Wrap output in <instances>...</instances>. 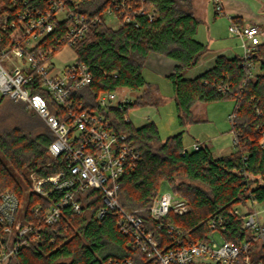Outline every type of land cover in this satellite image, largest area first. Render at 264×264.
<instances>
[{"label":"trees","instance_id":"16d2710c","mask_svg":"<svg viewBox=\"0 0 264 264\" xmlns=\"http://www.w3.org/2000/svg\"><path fill=\"white\" fill-rule=\"evenodd\" d=\"M147 2L156 10L153 20L140 17L138 26L96 24L74 47L77 61L88 64L93 75L92 82L75 95L94 108L97 95L102 91L130 89L140 92L127 107L112 112L117 128L127 132L142 153L135 168L127 170L120 180L118 196L124 208H146L166 187L189 206L188 213H170L167 218L189 241L206 239L211 232L210 219L220 215L226 225L224 238L239 244L245 230L242 221L232 213L233 207L246 202L252 195L258 201H264V186L258 184L259 178L264 180V147L260 144L264 132V43L259 44L250 56L256 65L252 77L247 76L248 68L242 56L219 55L212 67L188 78L186 72L195 67L208 50L207 44L196 38L200 22L194 12L193 0ZM27 3L30 7H41L45 6L46 0H27ZM109 4L111 0H83L75 9L88 15L101 14ZM0 6L15 10L23 4L11 6L10 0H0ZM233 19L243 24L238 17ZM151 53L178 62L169 79L182 125L191 117L192 108L198 101L236 100V120L232 125L238 138L235 151L215 155L208 145L202 144L200 149L183 154L182 132L162 140L154 121L135 127L131 121L124 120L130 108L159 102L144 75ZM30 87L33 93L44 95L54 111L59 110L36 81ZM225 87L228 90L224 91ZM33 127L41 128L35 133L19 125L0 130V200L6 189L20 200L24 199L34 171L48 176L61 168L60 161L46 165L48 148L55 137L47 122L40 124L37 121ZM101 195L99 189L84 192L81 214L65 210L58 222L48 224L44 221L43 211L35 218L31 207L40 201L48 206L58 195H52L46 202L30 194L27 212L39 233L9 264H103L110 259L149 263L143 252L129 244L128 236L120 231L116 213H109L102 219L96 217L97 210L103 205ZM142 216L161 247L171 241L165 228H158L147 211ZM2 239L0 227V246ZM251 264H256V260L253 259Z\"/></svg>","mask_w":264,"mask_h":264},{"label":"built area","instance_id":"2783aa9c","mask_svg":"<svg viewBox=\"0 0 264 264\" xmlns=\"http://www.w3.org/2000/svg\"><path fill=\"white\" fill-rule=\"evenodd\" d=\"M83 0H46L45 6H28L27 0H10L11 6L23 4L11 10L0 6V102L5 99L23 101L41 115L54 133L46 165L61 162L59 171L43 176L37 171L30 175L25 198L20 200L6 189L0 200V227L3 239L0 246V264H9L39 233V228L29 217V195L51 200L48 206L41 201L31 207L39 217L43 211L48 224L58 222L65 210L74 214L83 212L84 192L99 189L103 205L96 217L102 219L109 213L119 217L120 231L128 236L129 244L141 250L147 264H264V201L252 195L246 202L233 207L232 213L242 221L245 235L239 244L224 238L226 230L223 216L210 219L211 232L204 240L189 241L188 237L167 220L170 213L184 215L188 204L171 191L159 194L146 208L130 210L119 200L120 180L127 170H133L142 153L130 135L117 128L112 112L133 102L128 89L102 91L97 95L96 106L89 107L75 93L92 82L88 64L76 61L57 68L51 61L63 47H74L82 41L96 24L113 27L138 26L139 18L153 20L156 10L147 0H111L101 14L88 15L75 8ZM216 12L225 14L223 0H212ZM229 31L238 37L243 48L242 57L252 77L256 65L250 59L263 34L258 24H240L230 16ZM75 52V51H74ZM76 54V53H75ZM40 86L59 107L54 111L48 99L33 93L30 85ZM228 90L226 87L224 91ZM126 122H130L124 116ZM232 125L236 113L230 115ZM235 146L238 138L233 130ZM260 144L264 147V132ZM202 144L195 142L192 149ZM254 179L253 177H250ZM264 186V180L258 179ZM240 206H248L241 211ZM147 211L158 228H165L171 241L161 247L159 239L146 223L142 214ZM262 254V256H261ZM103 264H134L132 259H110Z\"/></svg>","mask_w":264,"mask_h":264},{"label":"rangeland","instance_id":"374dc122","mask_svg":"<svg viewBox=\"0 0 264 264\" xmlns=\"http://www.w3.org/2000/svg\"><path fill=\"white\" fill-rule=\"evenodd\" d=\"M246 1L252 9L264 14V0ZM207 4L208 10H201L199 31L196 34V38L204 43L209 42L211 48H216L218 45H216L215 39L213 43L210 42L209 33H211V36H215L217 40L233 41V35L229 31L230 16L228 12L216 15L214 4L212 2ZM210 28L211 31L213 29V32L209 31ZM75 61L76 54L74 50L69 47H63L52 58L51 62L57 68H63ZM200 70V67H196L189 73L187 71L186 74L191 77L199 73ZM144 75L147 81L156 82L157 78L154 73H149L144 69ZM159 86L161 96L156 105H143L130 108L125 115L135 127H140L148 121H155L162 140L182 132L183 142L189 149H192L193 143L200 142L201 144L208 145L215 155H227L236 150L234 143L235 135L230 120V115L234 112L236 105L235 99L227 98L211 102L198 101L193 106L191 117L182 125L178 116L172 81L169 78H161ZM128 92L131 98H135L140 93L139 91L132 90ZM147 115H149V118H147ZM37 121L40 124L46 123V120L41 115L35 114L23 101L8 100L7 98L0 104V130L12 129L19 125L26 129V131L35 133L36 129L41 128L33 127ZM168 190L165 187L162 192ZM239 209L245 211L248 209V206H240Z\"/></svg>","mask_w":264,"mask_h":264},{"label":"crops","instance_id":"0c3cea01","mask_svg":"<svg viewBox=\"0 0 264 264\" xmlns=\"http://www.w3.org/2000/svg\"><path fill=\"white\" fill-rule=\"evenodd\" d=\"M211 2L213 3L212 0H193L194 12L198 19L201 18L200 17L201 10H208L207 3L210 4ZM223 5L225 11L228 12L229 16L238 17L239 20H241L244 25L258 24L262 32H264V14H262L260 11L252 9L246 0H223ZM215 14L217 15L218 13L215 12ZM209 31L213 32V29L211 31L210 28ZM233 38H234L233 41L231 40L220 41L217 40L215 36L213 35L211 36V33H209L210 42L213 43L215 39L216 40L215 43L216 45H218V47L211 48L210 43L207 42L206 44L208 46V50L204 53L200 62L195 67L190 68L187 73H189L196 67L201 68L200 72L196 73V75L191 77L188 76V74H186V77L192 78L203 73L204 71H206L207 69H209L214 65V61L216 57L219 55H226L228 57L242 56L243 48L241 45V41L238 37L234 35ZM258 38H259V44L264 43V33L261 34ZM177 64L178 62L176 60L169 58L167 56L160 55L157 53L149 54L146 61L145 69L149 73H154L156 75L157 78L156 82L149 80L148 81L152 85L153 91L157 95L158 99L161 96L160 86H159L160 79L169 78L170 74L172 73V71L174 70ZM147 118H149V115H147Z\"/></svg>","mask_w":264,"mask_h":264}]
</instances>
